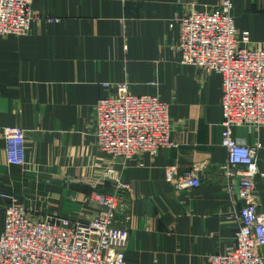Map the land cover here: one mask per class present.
Wrapping results in <instances>:
<instances>
[{
  "label": "crops",
  "instance_id": "crops-1",
  "mask_svg": "<svg viewBox=\"0 0 264 264\" xmlns=\"http://www.w3.org/2000/svg\"><path fill=\"white\" fill-rule=\"evenodd\" d=\"M223 1L33 0L30 33L0 37V233L1 195L36 219L88 223L101 214L90 197L114 190L104 178L111 158L97 145L94 109L115 95V84L128 83L132 94L169 105L177 147L115 165L128 186L116 216L130 233L126 264H206L234 243L242 203L237 181H227L223 171L222 77L183 65L179 25L170 27ZM230 1L238 33H249L248 48L264 49V0ZM107 83L113 86L104 88ZM15 127L25 131L22 168L8 165L1 135ZM233 136L262 146L256 203L264 212V126L236 127ZM171 166L181 175L196 170L201 186L168 183Z\"/></svg>",
  "mask_w": 264,
  "mask_h": 264
},
{
  "label": "built area",
  "instance_id": "built-area-1",
  "mask_svg": "<svg viewBox=\"0 0 264 264\" xmlns=\"http://www.w3.org/2000/svg\"><path fill=\"white\" fill-rule=\"evenodd\" d=\"M33 0H0V37H23L31 31ZM232 3L223 1L211 11H192L178 23L176 50L181 63L222 77V146L227 151L223 167L227 181L238 183L242 206L236 213L240 224L234 243L225 252L208 257L206 264H264V212L256 203V178L260 144L248 146L233 136L236 127L264 126V49H249V33L239 34L232 16ZM57 21V20H56ZM112 84L103 85L111 88ZM115 95L95 106V138L99 149L111 158L104 178L112 194L96 193L90 201L102 207L88 223L66 217L36 219L18 201L5 200L4 226L0 233V264H126L125 248L130 233L116 223L128 186L115 168L141 154L156 157L176 148L172 141L169 105L158 96H136L128 83L114 85ZM8 165L24 167L25 131L5 128L1 133ZM168 183L183 188L201 186L197 171L180 174L177 166L165 171ZM229 187H231L229 185Z\"/></svg>",
  "mask_w": 264,
  "mask_h": 264
}]
</instances>
